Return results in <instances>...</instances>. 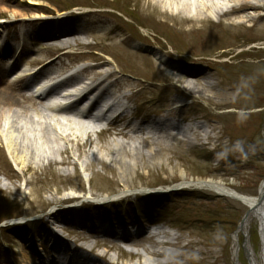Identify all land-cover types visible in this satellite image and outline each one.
I'll list each match as a JSON object with an SVG mask.
<instances>
[{
    "label": "rangeland",
    "instance_id": "obj_1",
    "mask_svg": "<svg viewBox=\"0 0 264 264\" xmlns=\"http://www.w3.org/2000/svg\"><path fill=\"white\" fill-rule=\"evenodd\" d=\"M257 3L264 5V0ZM37 6L43 7L44 11L34 10ZM93 8L105 11L106 16L132 38V47L147 52L150 55L147 57L155 62L110 64L111 71L124 72L118 75H124L122 79L135 84L130 99L125 102L128 114L140 121L174 112L181 120L185 119L182 124L196 121L206 125L211 137L201 139L193 147L180 146L176 142L158 147L160 152L157 156L143 159L140 167L129 172L130 189L109 201L95 200L91 194L101 197L124 192L114 186L120 172L117 167L111 173L100 166L94 168L98 175L83 171L86 162L84 152L88 149H82L71 160L79 170L77 177L72 175V166L62 168L53 165L45 166L36 175L22 176L10 156L0 154V264H26L22 256L16 254L17 245H23L25 251L32 255L33 251L28 249L29 239H35L47 229H54L60 239L67 240L74 248L76 235L62 232L46 220L50 213H59L67 218L69 214L62 212L72 206H77L80 213L86 216V224L99 221L107 229L110 222L123 219L129 210L133 211L132 217L137 220L128 224L137 223L145 212L153 222H163L166 228L173 229L176 244L172 247L176 251L171 258H159L154 264H233L232 237L247 208L230 198L219 197L205 189L183 187L182 184L192 180H221L239 194L253 198L258 195L264 180V8L248 13L253 18L249 22L228 14L206 21L202 31H207L210 37H206L205 45L194 38L199 33V23H185L181 18L167 19L161 14H152L139 0H0V10H5L0 11V20L7 25V28H0V39L7 31L10 43L15 33L22 32L21 27L15 25L13 10L19 12V18L31 19L40 13L60 18L58 12L84 13ZM57 21L48 22L57 26ZM233 22L240 25L236 26ZM42 24L37 23L32 28L41 29ZM74 24L76 28L87 27L83 22ZM81 38L90 43L89 37ZM24 41L26 44L30 42L28 38ZM11 43L15 44V40ZM47 46L43 43L38 48L31 46L33 48L21 58V62L28 57L39 58L42 49ZM47 52L53 55L56 50L48 49ZM58 53H68L69 63H65H71L70 68L74 72L96 65L90 60V47H78L72 43L69 49ZM169 57L186 62L177 65L194 74L191 81L194 89L204 88L205 81L209 84L210 88L202 90L205 97L184 95L187 85L183 82L188 77L163 66V61ZM155 69L161 70V74ZM16 94L20 101H24L21 92ZM64 98L58 101L63 104L68 102ZM39 110H42L41 107ZM62 113L59 119L72 114L70 110ZM42 114L41 118L34 117V122L41 125H30L31 129L40 130L41 126L43 128L49 123V132L56 129L46 118L49 114ZM81 121L89 122L87 119ZM106 124V121L94 122L92 139L95 142L102 146L113 140H125L122 136L113 135L115 128L118 129L122 123H115L113 129L98 134V130L107 127ZM164 141L169 143L166 139ZM61 144L62 141L58 140V145ZM148 150L149 147L144 148L143 153ZM60 170H66L72 176H58ZM27 181L33 185L26 186ZM67 183H71L72 187L81 185L83 192L78 193V196H84L81 201L47 206L43 200H37L43 185H51V189L55 190L66 187ZM47 197L49 195L42 196ZM31 202H35L38 210L31 206ZM112 204H121V208L103 212L95 209ZM43 220L49 224L43 225ZM72 231L77 232L75 228ZM78 232L84 233L82 230ZM248 237L253 252L258 255L254 223L250 226ZM242 242L243 235L240 234V246ZM96 247L100 248V245ZM36 251L44 254L45 258L52 256L49 247L37 246ZM239 262L247 264L242 253L239 254Z\"/></svg>",
    "mask_w": 264,
    "mask_h": 264
},
{
    "label": "bare ground",
    "instance_id": "obj_2",
    "mask_svg": "<svg viewBox=\"0 0 264 264\" xmlns=\"http://www.w3.org/2000/svg\"><path fill=\"white\" fill-rule=\"evenodd\" d=\"M139 1L144 2L145 9L150 10L152 14H161L167 19L174 17L181 18L185 23H199V33L198 35H194V38H196L198 43L203 41L205 45L206 37H210V35L206 34L207 31H202L206 27V21H210V18L218 19L220 16H218V13L212 12L209 6L195 2V0ZM257 1L218 0L222 8L226 9V13L229 16L248 22L253 20L248 13L264 8V5L258 4ZM213 8L217 9L214 6ZM2 10L5 11L4 9L0 11ZM34 10L44 11V8L37 6ZM218 10H221V8H218ZM11 13L13 18H15V25L18 24L26 34L29 31L31 32V41L36 48L42 46V43L49 45L42 49L43 51L39 58L32 59V57H28L21 62L22 68L28 71L25 75L18 71L19 74H16L18 77L12 84L5 85V83H0V154H5L7 157L9 155L13 163L21 170L22 176L27 174L36 175L39 170L40 172L43 171L45 166L53 165L62 168L72 166L74 169L72 175L77 177L79 170L71 160L82 149H88L87 152H84L86 162L83 171H91L93 175H98V171H95L94 168L95 166H100L107 168L111 173L117 167L120 172L119 178L121 181L118 178L114 186L122 189L124 192L117 195L105 194V196L101 197H98L97 194H91V198L95 200L102 199L109 201L120 197L122 193L124 194L126 190L130 189L131 183L127 179L129 172H134L140 167L143 159L150 160L157 156L160 152L158 147L170 146L171 143L175 142L180 146L188 145L193 147V144H199L201 139H209L211 137L210 132L206 129V125L196 121L182 124L181 122L185 121V119L181 120L174 112H168L165 116L150 118L148 120L141 119L140 121H136L138 119L128 114L125 102L130 99L135 84L127 79H122L124 75H118L124 72L119 71L117 73L116 71H111L110 64H123L127 62L133 64H155V62L147 57L150 56L147 52L133 48L132 38L125 31L119 29V26L112 19L108 18L106 16L108 14L102 9L93 8L91 11L84 13L58 12V16L60 17L58 26H52L48 22L49 19H44L45 15L26 19V17L19 18L20 14L17 10H13ZM228 15L226 14V16ZM165 21L163 20V22ZM76 22H83L87 27L76 28L72 26ZM37 23L42 24V30L32 29ZM233 24L236 26L240 25V23L235 22ZM0 28H7V25L2 20H0ZM41 32H46V36L36 38L33 35ZM6 34L9 33L7 31L2 33V35ZM81 36L89 37L90 43L82 40ZM26 37L28 38V35ZM72 43L78 47H90V60L96 65L85 67L70 75L50 88L44 97L32 99L21 96L24 101H20L16 92L25 91L28 88L29 82L27 83V81L31 77H34V75H41L43 78H47L48 81L42 83L47 85L50 80L66 74L71 64H67L69 63L67 62L69 55L68 53H58V51L69 49ZM48 49H55L56 53L53 55L48 54ZM163 62L164 67H170L175 72L188 77V80L183 82L187 85L184 88L185 91H183L184 95L192 97L193 94H198L199 97H205L202 95V90L210 88L209 84L205 81L204 88L194 89L191 86L194 74L183 66L177 65L186 63L184 60L169 57ZM32 67H37V71L34 74L29 73ZM155 71L159 75L161 74V70L155 69ZM84 81H87V85L84 84ZM67 89H72L70 93L65 92L63 95L65 100L70 101L69 103L61 105V103L53 99L61 91ZM40 107L43 112L51 115H46V118L57 129L56 131L53 128L54 130L51 132H54V134L52 133V135L48 131L50 123L49 125L44 124L43 128L41 126L40 130L31 129L32 127H30V125L34 124L36 126L41 125L40 122H34V117L41 118L43 115L42 110H39ZM64 110H70L72 112L71 117L65 114L67 117L59 119L58 115L61 116ZM81 119H87L89 122L84 123ZM99 121H106L107 125L122 123L113 135L116 137L122 136L125 140H113L100 146L98 142H95V139H92L95 133L94 122ZM144 127L146 128L145 131ZM99 134L102 135L103 131ZM164 139L168 140L169 143L164 141ZM58 140L62 141L61 145H58ZM150 146L157 149L150 148ZM146 147H149V150L144 154L143 149ZM57 175L65 178L72 176L66 170L58 171ZM25 185L31 187L33 183L27 181ZM182 186L205 189L216 195H224L232 199L241 200L251 213L248 218L242 220L238 230L233 234V264H240V253L243 254L247 264H264V251L259 250L258 255L255 254L250 246L248 237L250 226L253 223L256 227L258 226L261 233V227L264 223V198L258 205H255L256 198L237 193L221 180H192L190 183H183ZM259 191L260 193H264V180L259 187ZM79 192H83L80 184L73 185L72 187L71 183H67L66 187H58L55 190L51 189V185H43L41 192L37 196V200H43L47 206H57L69 203L76 198H82L78 196ZM44 194L49 195V197L42 198ZM31 206L35 210H38L35 202H31ZM82 206L80 205V207ZM62 213L69 214V216L64 219L59 213H50L47 215L46 220L52 222L53 226L55 224L56 229L65 233L70 232L69 234L76 235L78 238L87 239L93 235H100L101 238L116 239L114 235L106 231V228L99 221L87 225L85 223L86 216L80 213L77 206H72L68 208V211ZM47 221L43 220V225H46ZM139 221L141 222V226L138 227L140 232L138 236H135V239L149 237L155 243L156 237H152L153 233H148V230L144 231L145 225L151 222L149 215L143 212ZM72 228H75L77 232L73 233ZM78 230H82L84 233L82 234ZM240 234L243 235L241 246L239 244ZM128 238L119 237L115 241L130 243V239ZM163 245L160 243H149V246H145L144 248L147 253L146 255L138 251L125 250L128 253L125 259L134 260L133 264H154L153 256L165 259L170 256L169 253L162 251ZM37 246L41 248L49 247L52 256L45 258L44 254L36 251ZM28 249L33 251V256L25 251L23 245H17L16 250V254L22 256L26 264H107L99 258L90 256L87 252L89 248H76L75 246L71 248L70 242L60 239L54 229H47L46 232L37 235L35 239H29ZM106 253H109L108 249L97 252L98 255ZM111 256L112 258H116L115 254H111ZM136 256L138 260L135 258ZM125 264H127V261Z\"/></svg>",
    "mask_w": 264,
    "mask_h": 264
},
{
    "label": "water",
    "instance_id": "obj_3",
    "mask_svg": "<svg viewBox=\"0 0 264 264\" xmlns=\"http://www.w3.org/2000/svg\"><path fill=\"white\" fill-rule=\"evenodd\" d=\"M263 198H264V193H260V192H259L258 198H257L256 201H255V205H258V204L262 201ZM237 201H239V202L242 203V201L239 200V199H237ZM242 204H244V203H242ZM250 213H251V211L248 210V211L244 214L243 219L248 218L249 215H250ZM243 219H242V220H243ZM258 236H259V241H260V251H261V250L264 251V246H263V245H264V223L262 224V227H261V233H260V230L258 229Z\"/></svg>",
    "mask_w": 264,
    "mask_h": 264
},
{
    "label": "trees",
    "instance_id": "obj_4",
    "mask_svg": "<svg viewBox=\"0 0 264 264\" xmlns=\"http://www.w3.org/2000/svg\"><path fill=\"white\" fill-rule=\"evenodd\" d=\"M262 62H264V59H263V61ZM263 64V63H262ZM121 208V204H112V205H110V206H108L107 208H95V209H99L100 211H106V210H110V211H112V210H119ZM133 216V211L132 210H129L128 212H127V216L126 217H124L123 219H125V220H127V219H130L131 217ZM123 219H115V221L114 222H117V221H121V220H123Z\"/></svg>",
    "mask_w": 264,
    "mask_h": 264
}]
</instances>
